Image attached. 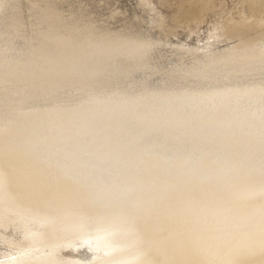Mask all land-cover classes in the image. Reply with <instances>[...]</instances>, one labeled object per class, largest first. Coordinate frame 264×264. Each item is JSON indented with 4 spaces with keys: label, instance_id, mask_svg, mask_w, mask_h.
<instances>
[{
    "label": "rangeland",
    "instance_id": "1",
    "mask_svg": "<svg viewBox=\"0 0 264 264\" xmlns=\"http://www.w3.org/2000/svg\"><path fill=\"white\" fill-rule=\"evenodd\" d=\"M4 1L0 0V4ZM55 1L14 0L13 4L16 6V9L13 7L7 10L9 12L10 10H16L15 12L18 13L16 21L19 23L7 25L0 23V41L3 39L0 42V53L6 54H0V56L2 55L6 58L5 60H0L1 62L3 61L2 63L0 62V66H3L4 63L5 68L8 66L9 70H11V67H13V70L17 69V72H21L22 70L23 73L21 74L24 77L21 79H24V81L29 79V77L31 79L34 77V83L36 81H38V85L43 83L41 87L44 89L40 88L36 93L28 95L23 100L26 101L33 95V98H36L37 95H41L39 92H45L44 94L53 95V100L63 104V106L56 109L53 106V109H44L31 102L25 106L22 105V107L21 104H24L25 101L23 103H21L22 99L21 101H17L20 100L15 98L17 94H13L14 96L11 99L7 96L4 98L5 95H0L1 100H3H0V159L4 155H8L15 156L17 158L16 161L19 163L23 161L32 165H38L43 162L51 175H53L52 173L54 175L56 173L58 179L62 177V181H68L69 179L73 182L75 179L74 174L81 168L74 170L72 165L79 166L80 159L76 157V161H72L73 163L76 162L75 164H72L71 161H66V163L61 165L64 162L61 160L64 158V153L62 154L63 151L57 149L56 145L53 144L54 141H50L53 140V136L51 135V139L49 134L53 132L62 133L71 127L73 128L72 131L79 130V132L86 133L84 122L87 119V122H90L88 125H92L94 121L100 130L86 135L91 140L84 137V139L89 141L87 149L89 148L90 151L85 148L86 146H83L77 152L80 153V156L82 154V157H84V153L86 155L89 152L98 154L99 152L97 153L96 150H99L101 154H104L106 151L107 154H110V162L112 163L105 164L106 167L103 171L105 172L107 169L106 172H110L111 176H123L124 179L120 177L122 179H120L122 181L120 182L121 185L127 184L133 179L134 183H131L134 184L133 186H144V184L140 185L141 182L150 184L151 186H163V190L156 192L157 195L161 197H177L189 191L194 193L197 191V187L208 186L207 184L212 185L213 183H217L215 181L226 180L225 182L237 183L249 180L250 174L251 178L255 174H257L258 178H261L264 171V51L257 52L251 56H245L239 54L235 46L239 45V47L241 46L245 49L249 47L264 49V0H57V4ZM35 3L37 7H34ZM42 4L47 6L48 9L45 10L41 6ZM61 4L62 7L64 6L63 8ZM23 7L25 10H23ZM120 9L121 11H119ZM39 11L42 12V15ZM67 13H70L69 16H72L68 17ZM140 19L141 21H139ZM82 21L84 22L81 23ZM52 22L61 29L56 27V29H51L52 31L50 30L49 32L47 28ZM67 22L68 25L66 24ZM71 22L72 24H70ZM85 22L91 24L87 26ZM78 23H80V27L76 29L79 26L77 25ZM74 24L77 26L75 27ZM69 25L72 26L73 30L75 28V31L70 30L71 26L67 27ZM64 26L69 31V33H66L68 37L62 32L65 30ZM83 26L85 27L83 28ZM79 29L80 31L83 29L82 33L87 30L97 32V29H99L105 38L100 35L96 36L97 40L94 43L95 45L99 44L96 47L94 45V48L90 44L89 46L88 44L85 45L82 41V44L79 43L80 39L74 43L72 35L77 38V35L80 34V32H77ZM71 31L77 33V35H74ZM23 35H25L24 38H22ZM64 35L66 39H64ZM48 37L51 39L55 37L54 40L56 38L58 40L56 39L57 41L55 40L54 42V40L48 39ZM37 38L38 40H36ZM45 38L52 42V46ZM10 39H13V41ZM16 39L18 41H15ZM59 40L61 42L62 40H66V42L70 41V44H67L69 43L67 42V45L65 44L66 47L63 48L65 41L58 43L60 42ZM3 41L4 43L2 44ZM44 42L48 43L49 46H46L47 44ZM101 42L106 43L101 45ZM20 43H23V45ZM72 43V47L76 46L74 49H77L69 48L71 49L70 52L68 50L69 53L75 52L78 49L84 51L82 52V59L79 57L81 62L78 64L79 67L77 66L78 70H76L75 64L72 65V63L66 60L74 58H66L68 54L66 48L71 47ZM54 44L60 47H58L59 52L57 46ZM6 45L9 47H6ZM53 46L55 51L53 50ZM86 46L89 47L88 51ZM49 47L51 48L49 49ZM21 48H23V51H21ZM44 48H48V51ZM51 49L61 54V57L57 53L54 55ZM95 49L97 50L95 51ZM120 49L123 51H120ZM61 51H65V55L64 53L62 55ZM22 54L24 55L22 56ZM92 54L97 58L92 60L94 57ZM105 54L108 57L106 64L103 61V58L105 59L106 57ZM112 54L113 56H111ZM116 54L118 55V59ZM51 55L53 57H49ZM90 55L92 56L89 58L91 60L88 59ZM125 55L127 61L124 57ZM15 56L19 57L16 58ZM37 56L38 59L36 58ZM21 57L27 60H22ZM59 57L62 59H57ZM236 57L240 59L237 60ZM8 58L9 60H7ZM33 58L36 62H34ZM112 58L114 65H119L118 67H113L112 61L110 62ZM115 58L116 60H114ZM248 58L251 59L249 60ZM120 59L121 61L118 62ZM128 59H131V61L129 62ZM55 61L57 64L52 65L56 63ZM85 61L88 66L85 65ZM125 61L128 66L123 64ZM20 62H22V65L18 64ZM27 62V67L32 73L24 66L27 65ZM103 62L105 66H109H106V69H109L108 71L102 68L105 67L103 66ZM120 62H122V65L119 64ZM59 63L66 64V67ZM33 64H35V67H32ZM89 64L93 66L91 67ZM71 65L72 67L67 68V66ZM99 65L102 67L99 68ZM60 66L63 67L61 68ZM15 67L18 68L15 69ZM57 67H60L62 70L60 68H58L59 70L55 69ZM72 68L76 71L74 70L73 72ZM113 68L115 70L117 68V72H114ZM124 68H127V70ZM65 69L67 71L63 72ZM88 69L92 70L91 73ZM37 70L40 72V75L46 76L44 78L40 77L36 73ZM87 70L90 73V77ZM59 71H62L64 75L60 74L62 72ZM81 71L83 73H77ZM126 71L128 72L125 73ZM213 71L217 72L208 80L205 74ZM4 73L0 71V81L4 82L3 84L0 83L4 86L7 85V90H9L11 89V83L8 82L9 78ZM33 73L38 74L39 77L37 75L34 76ZM51 73L54 74L53 77ZM69 73L71 78L68 77ZM103 73L104 75H102ZM83 74H85L84 77ZM85 76L89 78L86 79ZM92 76L93 79L91 78ZM231 76H236L237 81L229 83ZM6 77L7 79H3ZM80 77L83 81H80ZM35 78H38V80ZM39 79L41 81L40 84ZM44 84L47 88H45ZM55 84L57 87L53 86ZM5 100L9 102L6 101L7 103H5ZM89 119L91 120L89 121ZM2 129L9 132L5 134L1 131ZM77 139L79 138L71 137L64 145L67 146L69 143L79 141ZM245 149H248V151H244ZM95 153L94 155H96ZM50 155H54L52 159L56 158L52 160ZM44 157L47 158L45 159ZM48 157L53 163H56L48 165V163L52 162ZM46 162L47 164H45ZM57 163L61 164L58 166ZM64 164L67 165L65 166ZM62 166L63 169L61 168ZM54 167L56 170H54ZM53 170L56 172H53ZM59 170H61V173ZM62 171L65 173H62ZM247 177L248 179L244 180ZM125 180L128 181L126 182ZM74 183V185L78 184L77 186L79 187L81 180L77 178ZM97 190L99 188H93V191ZM150 193L147 194L151 195ZM41 198L42 196L37 200L45 202ZM62 199L66 200L67 198L62 197ZM190 203L199 204L198 200H191L187 203L183 202V206ZM225 208L227 207H222L221 209ZM171 214H176V212H172ZM141 218L145 219V223H141L143 225L149 223L152 226L158 222L156 219L153 220L154 217H149L148 215L140 217L139 220ZM127 222L129 221H124L122 224ZM144 230L142 232L145 233L146 231ZM4 233V236H0V249L2 248L0 254L1 252L2 254L3 252H5L4 254H7V252L14 253L18 248L7 242H9L8 239L10 237L14 238L18 237V235L14 234L12 228L5 229ZM144 236L148 237L149 233H146ZM73 253H78V256ZM72 254L75 256L74 258L83 256L81 252L73 251Z\"/></svg>",
    "mask_w": 264,
    "mask_h": 264
},
{
    "label": "bare ground",
    "instance_id": "2",
    "mask_svg": "<svg viewBox=\"0 0 264 264\" xmlns=\"http://www.w3.org/2000/svg\"><path fill=\"white\" fill-rule=\"evenodd\" d=\"M83 1H85V0H83ZM13 2H14V0H8V1L5 0L3 3L0 4V13H1L0 23L6 24V25L11 24V23H19L16 21L18 19V17H17L18 13L15 12L16 10L15 11L10 10V12H9V10H7L8 8L12 9L13 7L14 8L16 7L13 4ZM46 2H47V0H46ZM55 2L57 4V0ZM35 5H36V3L34 4V7H37ZM18 6H19V4H18ZM41 6H43V8L45 10L48 9L47 6H45L43 4ZM132 6H130V7H132ZM57 7H58V5H57ZM61 7H62V4H61ZM23 10H25L24 7H23ZM49 10H48V12H49ZM77 10H78V8H77ZM128 10H130V9H128ZM53 11H52V13H53ZM59 11H60V9H59ZM59 11H58V13H60ZM119 11H121V9ZM91 12H92V10H91ZM40 13L42 15V12H40ZM43 13H45V12H43ZM69 14H68V17L72 16V15L69 16ZM59 15H61V14H59ZM138 15H140V14H138ZM54 17H57V16H54ZM63 17H64V15H63ZM68 17H66V19ZM60 18H62V17H60ZM74 18L76 19V17H74ZM19 19L21 20V18H19ZM30 19L32 20V18H30ZM75 19H73L74 22H75ZM47 20H48V18H47ZM50 20H51V18H50ZM67 20H69V19H67ZM82 20H84V19H82ZM37 21H39V20H37ZM58 21H59V19H58ZM63 21H62V23H63ZM139 21H141V19ZM26 22H27V20L25 21V24H26ZM83 22L84 21H82L81 23H83ZM86 22H88V21H86ZM28 23H27V25H28ZM62 23H61V25H62ZM75 23H77V22H75ZM104 23H106V22H104ZM109 23H111V22H109ZM259 23H260V21H259ZM64 24H65V22H64ZM66 24L68 25V22ZM70 24H72V22ZM79 24L80 23H78L77 25H79ZM90 24H87V26ZM6 25H4V26H6ZM50 25H51V27H50ZM50 25L47 28V30H49V32L51 29H56V27H57L56 24L53 22ZM77 25L74 24L75 27ZM70 26L71 25H69L67 27H70ZM85 26H83V28ZM87 26H86V28H87ZM11 27H13V26H11ZM19 27H21V26H19ZM79 27H80V25L77 26L76 29H78ZM1 28H3V27H1ZM29 28H30V26H29ZM33 28H35V27H33ZM57 28H60V27H57ZM64 28H65V26H64ZM91 28H93V26H91ZM21 29L24 30L23 28H21ZM66 29L67 28H65L64 31H62V30L61 31L64 34H66L67 32L69 33V31H67ZM94 29H96V28H94ZM9 30H10V28H9ZM70 30L75 31V28L73 30L72 26H71ZM97 30L99 31V29H97ZM7 31H8V29H7ZM16 31H17V29H16ZM16 31H15V33H16ZM82 31H83V29H82ZM82 31H80V29H79V31H77V32H80V34H78V35H77V33L72 32L74 35H77V38H78L77 39L76 36H73V35H72L73 38L70 36L72 39H74V43L80 39L79 43L82 44V42H83V43H85V45L88 44V46L90 44L94 48V45H95L94 42H95V40H97L96 36L100 35L101 37H104V35H102L101 31H99V32L98 31L97 32L96 31H92V32L91 31H88V32L84 31V33L86 32L85 34L82 33ZM27 32H29V31L27 30ZM58 32H60V31H58ZM103 33H105V32L103 31ZM4 34H6V33H4ZM57 34H60V33H57ZM20 35H21V33H20ZM42 35L44 37H46L44 34H42ZM67 35L68 34H66V36ZM13 36H14V33H13ZM24 36L25 35H23L22 38H24ZM62 36H63V34H62ZM8 38H10V37L8 36ZM16 38H17V36H16ZM54 38L51 39L48 37V39H51V40H54ZM58 38H60V37H58ZM31 39H34V38H31ZM41 39H42V37H41ZM45 39H47V38H45ZM48 39H47V41L49 42V44L51 43V46H52V42H50V40H48ZM64 39H66L65 35H64ZM2 40L3 39H1V41ZM10 40L13 41V39H10ZM36 40H38V38ZM55 40H54V42H55ZM4 41L2 42V44L4 43ZM15 41H18V40L16 39ZM63 41H65L63 48L66 47L65 44L67 42H69L67 44H70V41L66 42V40H62V42ZM28 42H30V41H28ZM45 42H46V40H45ZM62 42L60 41L58 43H62ZM71 42H73V41L71 40ZM98 42H100V41H98ZM106 42H104V43H106ZM12 43H14V42H12ZM34 43H36V42H34ZM104 43H102L101 45H103ZM108 43L109 42H107V44ZM20 44L23 45V43H20ZM38 44H39V42H38ZM45 44H47L46 46H49L48 43H45ZM98 44H96V45H98ZM111 44H112V42H111ZM39 45H41V44H39ZM59 45H61V44H59ZM96 45H95V47H96ZM108 45H110V44H108ZM25 46H27V44H25ZM25 46H24V48H25ZM34 46H36V45H34ZM55 46H57V45H55ZM70 46L71 47L66 48L67 52H68V50L70 52L71 49H69V48L74 49L76 47V46L74 48L72 47L73 43ZM88 46H86L87 51L89 49ZM6 47H9V46L6 45ZM12 47H11V49L14 50V48H12ZM43 47H45V46L43 45ZM58 47L59 46H57V50L59 52ZM235 47H236V51L239 54L245 55V56H251L257 52L264 51V49H260V48H250L249 47V48L245 49L244 47L243 48L241 46L239 47V45L235 46ZM2 48H4V47H2ZM50 48L51 47H49V49ZM98 48H99V46H98ZM123 48H125V47H123ZM27 49L29 50V48H27ZM46 49L48 51V48H46ZM76 49H74V50H76ZM121 49H120V51H123ZM53 50L55 51L54 46H53ZM78 50L75 52L72 51L71 53L68 52V54L66 53L67 54L66 58L74 57L73 59H66L64 56V58L67 61H69V63H72V65L75 64L76 67L78 66V64H80L79 62H81V59H82V57H81L82 52H84V51H82V49H80L79 51ZM96 50L97 49H95V51ZM108 50H109V47H108ZM21 51H23V48H21ZM54 51H53L54 55H55V53L58 54V52H54ZM87 51H86V53H87ZM95 51H94V53H95ZM61 52L63 55V53L65 51L64 52L61 51ZM23 53H26V52H23ZM49 53L52 54L51 52H49ZM0 54L6 55L3 52H1ZM13 54H15V53L13 52ZM87 54H89V52ZM107 54H108V52H107ZM121 54H123V52H121ZM2 55L0 56V60H5L6 59L5 56H2ZM23 55L24 54H22V56ZM31 55H32V53H31ZM60 55L61 54H58V56H60ZM64 55H65V53H64ZM84 55L86 56L85 53H84ZM97 55H99V54H97ZM109 55H110V53H109ZM123 55H122V57H123ZM126 55L124 56L125 59H126ZM19 56H17V57H19ZM45 56H47V55H45ZM111 56H113V54ZM117 56L118 55L116 54V57ZM225 56H226V54H225ZM235 56H236V54H235ZM49 57H53V55H51ZM60 57L57 59H62ZM79 57H81V59ZM90 57H92V56L90 55L88 57V59ZM106 57H107V55H106ZM106 57H105V59L103 58V61H105V64H106V62H108V61H106V59H108V57L107 58ZM36 58L38 59V56ZM94 58L96 59L97 57L94 56L92 58V60H94ZM113 58H112V60L110 59V62L112 61L111 64H113L114 68L118 67L119 65L118 66L114 65ZM133 58H134V56H133ZM23 59H24V57L22 58V60ZM100 59H101V57H100ZM117 59H118V57H117ZM121 59L118 60V62L121 61ZM194 59H195V56H194ZM236 59H237V57H236ZM238 59H240V58H238ZM259 59H260V57H259ZM7 60H9V58ZM24 60H27V59H24ZM52 60H53V58H52ZM89 60H91V59H89ZM114 60H116V58ZM128 60H129V62L131 61V59H128ZM217 60H220V59H217ZM60 61L62 62V60H60ZM98 61H101V60H98ZM126 61H127V59H126ZM126 61L123 64H126ZM220 61H218V62H220ZM22 62H20L18 64H21ZM34 62H36L35 59H34ZM92 62H95V61H92ZM241 62H243V61H241ZM31 63H32V61H31ZM121 63L122 62H120L119 64H121ZM9 64H10V62H9ZM54 64H57V62L53 63L52 65H54ZM131 64H132V62H131ZM192 64H193V62H192ZM34 65L35 64H33L32 67H35ZM62 65H64V67H66V64H62ZM72 65L67 66V68L72 67ZM85 65H87L86 61H85ZM3 66H0V71L6 73V76L9 78L8 82L11 83L10 84L11 89L7 90L8 86L6 85L7 86L6 87L4 85H1L2 81H0L1 82L0 83V95H5L4 98H6V96H7L8 98L10 97V99H11L12 96H14L13 94H17L16 96H18V97L15 96V98L20 99L17 101H21V99H22L21 103H23V101H25V100H23L25 97H27L28 95H31L33 93H36L37 90H39L40 88L44 89L43 87H41V84H43V83L40 84V82H41L40 79H39L40 85H38V81L35 82L37 84L34 83V81H35L33 79L34 77L32 79H31V77H29V79H26L24 81V79H21L24 77L21 74V73H23L22 70H21V72H17L18 70L16 68H18V67H15V69L17 70L16 71V70H13V67H11V70H9L7 65H6L7 67L5 68L4 63H3ZM24 66L27 67L28 62H27V65H24ZM89 66H91V65L89 64ZM103 66H105L104 62H103ZM106 66H108V65H106ZM106 66L102 67L99 65V68L102 67V68L106 69ZM126 66H128V65L126 64ZM133 66H132V68H133ZM52 67H56V66H52ZM60 67L62 68L63 66H60ZM60 67H57L55 69L59 70L58 68H60ZM78 67L76 70L79 69ZM80 67H82V66H80ZM94 67H95V65H94ZM22 68H24V67L22 66ZM36 68H37V66H36ZM85 68L87 69V67H85ZM85 68H82V69H85ZM127 68H124V69L127 70ZM27 69H28V67H27ZM39 69H40V67H39ZM42 69H44V68H42ZM82 69H80V70H82ZM98 69H97V71H98ZM134 69H136V68H134ZM259 69H261V68H259ZM24 70H25V68H24ZM68 70H70V69H68ZM74 70L75 69H73V72H74ZM88 70H90V69H88ZM106 70L108 71L109 69H106ZM116 70H117V68H116ZM116 70L114 69V72ZM54 71H56V70H54ZM64 71H67V70L65 69V70H63V72ZM91 71L92 70H90V73H91ZM110 71L112 72V70H110ZM128 71H126L125 73H127ZM197 71L199 72V70H197ZM41 72H43V71H41ZM59 72H62V71H59ZM63 72L60 74L64 75ZM70 72H72V71H70ZM130 72H132V71H130ZM216 72L213 71V72H210V73L205 74V75L209 80L214 74H216ZM36 73H38L40 75V72L38 70L36 71ZM36 73L35 74L33 73L34 76L35 75L38 76V74H36ZM77 73L81 74L83 72L81 71V72H77ZM84 73H86V72L84 71ZM90 73L88 71V75ZM95 73H94V75H95ZM122 73H124V72H122ZM25 74H26V72H25ZM51 74L53 77L54 74L53 73H51ZM60 74H59V76H61ZM65 74H67V72H65ZM99 74L101 75L100 72H99ZM105 74H106V72H105ZM84 75L85 74H83V77H84ZM98 75H97V77H98ZM102 75H104V73ZM4 76H1V77H4ZM26 76H28V75H26ZM45 76L40 75V77H43V78ZM56 76H58V75H56ZM7 77L3 78V79H7ZM50 77H51V75H50ZM68 77L71 78L70 73H69ZM72 77H74V76H72ZM81 77H80V79H81L80 81H83ZM89 77H90V75H89ZM77 78H79V77H77ZM85 78H86V76H85ZM88 78H86V79H88ZM91 78L93 79V76ZM35 79L38 80V78H35ZM236 81H237L236 76H231L229 78V83L236 82ZM42 82H44V81H42ZM6 84H7V82H6ZM53 84H54V82H53ZM53 86H56V84ZM45 88H47L46 85H45ZM50 88H51V86H50ZM47 91H49V90H47ZM53 91H54V89H53ZM44 93L39 92V94H41V95H37L36 98H33L34 95L30 96L29 99H27L24 104H21V106L22 105L25 106L29 102L38 105V107H43L44 109H53L52 106L55 107V109H56L58 107L63 106V104H61L59 101L53 100V95L50 96V95L44 94ZM0 100H1V98H0ZM8 100H5V103H7L6 101H8ZM1 101H3V100H1ZM12 102H14V101L12 100ZM17 104H18V102H17ZM17 104L15 103L16 106H17ZM19 106H20V103H19ZM90 120L91 119H89V121ZM87 121L88 120L86 119L84 122L85 127H86V131H85L86 133L79 132V130L72 131L73 128L71 127L67 131H64L62 133H54L53 132V133L49 134L50 136L51 135L53 136V140H50V141H54L53 144L56 145L57 149L59 151H63L62 154L64 153L63 154L64 158L61 159L64 162H62V164L60 163L61 165H63V163H66V161H69V162L71 161L72 164H75L76 162L75 163H73V162L76 161V157H78L80 159V160L78 159L79 160V163H78L79 166L72 165L74 167L73 168L74 170L81 168L80 170H77L78 172L76 171L77 173H75V171H74L75 179L79 178L81 180V185H79V187L77 186L78 185L77 183H76L77 185H74L75 179L73 182H72V180L70 181L68 178H67L68 181H65L64 176H63L64 181H62L61 180L62 177L58 179L56 173H55V175H54V173H52L53 175H51L50 172H48L49 169H47L44 166L43 162H42V164L39 163L38 165H34V164L32 165L31 163H27V162H23V161H21L22 163L17 162L16 161L17 158L15 156L13 157V156L4 155L3 157H1V159H0V236L2 237L5 235V233H4L5 229L12 228L14 231V234H17L18 237H14V238L10 237V239H8L9 242H7V243L13 245L14 247H17L18 249L14 253H10V252L8 253L7 252V254H4L5 252H3V254H2V252H1L0 264H264V171H263L261 178H258L257 174H255L251 178V174H250V179L247 181H241V182H237V183L228 182V181L225 182L226 180L215 181L217 183H213L212 185L207 184L208 186L197 187L196 188L197 191H195L194 193H191L189 191V192H186L183 195L177 196V197H172V196L161 197L160 195H157L156 192L163 190V186H161V187L151 186L150 184H146L144 182H141L140 185L144 184V186L137 187V186H133L134 184H131V183H134L133 179H132V181H129L127 184L121 185L120 182H122V181H120V179L121 178L124 179L123 176H119V175L118 176H111L110 172H109L110 174L106 172L107 169L104 172L103 170L106 167L105 164L112 163V162H110V158H111L110 154H107L105 150H103V151H105L104 154H101L100 153L101 151L96 150L97 153L99 152L98 154H96L94 152L96 155H94V153L92 154L89 152L87 155L84 153V155L86 157L85 156L82 157V154L80 156V153H78L77 150L80 149V147L82 148L83 146L84 147L86 146L85 148L87 149V146H89V141L84 139V137H86V135H88L91 132L93 133V131L100 130L99 126L96 123H94V121L92 122V125H88L90 122H87ZM87 126H88V128H87ZM1 131H3L5 134H6V132H9V131L3 130V129ZM52 136H51V139H52ZM47 137H49V136H47ZM71 137L72 138L73 137L79 138V139H77L79 141H76V142L71 143V144L69 143V144H67V146L64 145V144H66L65 142H68L67 140H69ZM86 138L89 139L88 136ZM89 140H91V139H89ZM5 143H7V142H5ZM93 143H95V142H93ZM95 144H97V143H95ZM101 144L103 145V143H101ZM99 147H100V145H99ZM90 148H93V147H90ZM86 149H85V151L89 150V148L87 150ZM95 149H97V148H95ZM107 149H108V147H107ZM59 151H58V153H59ZM244 151H248V149H245ZM65 152H67V153H65ZM79 152H82V151H79ZM55 153L57 154V152H55ZM52 156H54V155H52ZM52 156L50 157L51 159H52ZM55 158H53V159H55ZM50 160H49V162H50ZM44 162H45V160H44ZM80 162H82V163H80ZM51 163L55 164L56 162L53 163V161H52V162H50V164L48 163V165H51ZM45 164H47V162ZM60 164H58V166ZM58 166H57V168H58ZM68 167H70V166L68 165ZM54 168H51V169H54ZM61 168L63 169V166ZM58 169H60V168H58ZM54 170H56V168ZM54 170H53V172H56ZM59 171L61 173V170H59ZM63 172L64 171H62V173ZM65 172L68 173L67 170H65ZM66 177H68V176H66ZM66 177H65V179H66ZM71 177H70V179L74 178V177H72V178ZM125 177H127V176H125ZM246 179H248V177L245 178L244 180H246ZM125 181L127 182L128 180H125ZM209 181H211V180H209ZM253 182H256V183H253ZM93 188H99V190L93 191ZM149 192H151L150 193L151 195H148ZM40 196H42L41 200H43L45 202H40L37 200ZM62 197L67 198V199L64 200V199H62ZM191 200H198L199 204L190 203V204L183 206V202L187 203V202H190ZM222 207H227V208L221 209ZM172 212H176V214H171ZM145 215H148L149 217L150 216L154 217L153 220L156 219L158 222L156 224L154 223L152 226L149 223L147 224V222H146L147 225H143L145 223V219H142V218H141V220H139V219H140V217H145ZM162 215H164V216L161 217ZM147 219H148V217H147ZM124 221H129V222L123 223V224H125V225H123L122 222H124ZM142 222H143V224H141ZM143 229H145L144 230V231H146L145 233L142 232ZM146 233H149V236H151V237L144 236ZM80 250H82V251H80ZM5 251H7V250H5ZM73 251L81 252L83 254V256H80L78 258H74L75 257L74 255L76 253L75 254L73 253L74 254L73 255L72 254Z\"/></svg>",
    "mask_w": 264,
    "mask_h": 264
}]
</instances>
